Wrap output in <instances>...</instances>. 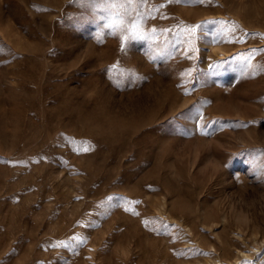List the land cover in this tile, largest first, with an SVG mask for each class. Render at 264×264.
<instances>
[{"label": "rangeland", "instance_id": "obj_1", "mask_svg": "<svg viewBox=\"0 0 264 264\" xmlns=\"http://www.w3.org/2000/svg\"><path fill=\"white\" fill-rule=\"evenodd\" d=\"M261 161L264 0H0V264H264Z\"/></svg>", "mask_w": 264, "mask_h": 264}, {"label": "snow or ice", "instance_id": "obj_2", "mask_svg": "<svg viewBox=\"0 0 264 264\" xmlns=\"http://www.w3.org/2000/svg\"><path fill=\"white\" fill-rule=\"evenodd\" d=\"M103 2L109 3L111 4V6L115 7L116 5H120L122 7H125V9L127 10V6H131L134 4H143V3H147V0H103ZM170 2H180V0H170ZM190 2L192 3H198V4H203L206 2V0H190ZM110 27H113L112 25H110ZM194 31V30H192ZM197 119H201L202 118V113H198L197 114ZM207 134V133H205ZM80 143H84L83 141H81ZM91 148H84L83 151H90ZM261 163H264V161H261ZM111 199V198H110ZM136 203H139L138 201ZM127 211H132L134 214H139L136 213L134 209H126Z\"/></svg>", "mask_w": 264, "mask_h": 264}, {"label": "bare ground", "instance_id": "obj_3", "mask_svg": "<svg viewBox=\"0 0 264 264\" xmlns=\"http://www.w3.org/2000/svg\"><path fill=\"white\" fill-rule=\"evenodd\" d=\"M263 229V228H262Z\"/></svg>", "mask_w": 264, "mask_h": 264}]
</instances>
